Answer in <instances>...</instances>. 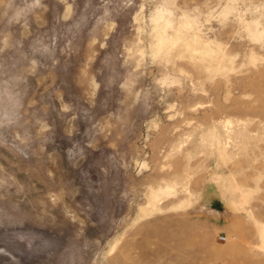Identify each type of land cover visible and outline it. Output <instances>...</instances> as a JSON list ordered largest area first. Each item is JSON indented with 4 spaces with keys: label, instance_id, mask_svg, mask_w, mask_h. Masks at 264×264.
Here are the masks:
<instances>
[{
    "label": "rangeland",
    "instance_id": "1",
    "mask_svg": "<svg viewBox=\"0 0 264 264\" xmlns=\"http://www.w3.org/2000/svg\"><path fill=\"white\" fill-rule=\"evenodd\" d=\"M0 264H264V0H0Z\"/></svg>",
    "mask_w": 264,
    "mask_h": 264
}]
</instances>
